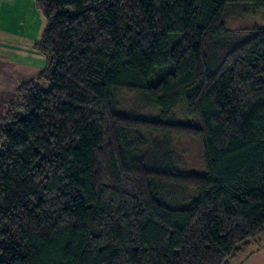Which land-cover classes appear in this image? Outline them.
Segmentation results:
<instances>
[{
  "label": "trees",
  "instance_id": "16d2710c",
  "mask_svg": "<svg viewBox=\"0 0 264 264\" xmlns=\"http://www.w3.org/2000/svg\"><path fill=\"white\" fill-rule=\"evenodd\" d=\"M36 1L47 64L0 117V264H229L260 240L264 26L228 34L225 13L264 0ZM119 91L159 116L117 111ZM180 103L196 123L168 118ZM139 129L199 138L203 171ZM167 183L195 197L170 205Z\"/></svg>",
  "mask_w": 264,
  "mask_h": 264
},
{
  "label": "rangeland",
  "instance_id": "374dc122",
  "mask_svg": "<svg viewBox=\"0 0 264 264\" xmlns=\"http://www.w3.org/2000/svg\"><path fill=\"white\" fill-rule=\"evenodd\" d=\"M21 12L19 19L14 20L17 26L16 31H19L27 42V49L32 52L34 50L40 56L39 61L45 67L47 64L46 56L35 47L44 25L43 17L37 7V1H27V4L22 5ZM225 25L228 34L240 27L264 26V9L255 8L250 4L230 5L226 9ZM113 105L117 111L126 114L152 118L159 116V110L144 95L139 93L119 91L113 96ZM168 118L196 123L195 117L187 114L182 103L169 112ZM131 135L140 138L141 151H148L156 147L155 149L168 157L170 165L178 171H203L202 146L199 138L141 129L136 130ZM195 194L194 188L188 185L167 183L162 186L160 196L168 204L179 206L188 204L195 197ZM250 252L252 253L247 256ZM229 264H264V235L251 245H245L241 254Z\"/></svg>",
  "mask_w": 264,
  "mask_h": 264
},
{
  "label": "crops",
  "instance_id": "0c3cea01",
  "mask_svg": "<svg viewBox=\"0 0 264 264\" xmlns=\"http://www.w3.org/2000/svg\"><path fill=\"white\" fill-rule=\"evenodd\" d=\"M27 1L31 0H0V117L14 96L16 84L35 78L43 69L40 56L27 49V42L16 31L14 20L19 19Z\"/></svg>",
  "mask_w": 264,
  "mask_h": 264
}]
</instances>
